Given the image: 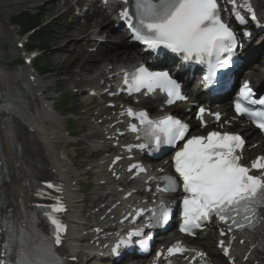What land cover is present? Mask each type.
<instances>
[{"label":"snow or ice","instance_id":"6c2138e0","mask_svg":"<svg viewBox=\"0 0 264 264\" xmlns=\"http://www.w3.org/2000/svg\"><path fill=\"white\" fill-rule=\"evenodd\" d=\"M227 2L233 5L236 19L243 23L244 17L236 7L238 0ZM124 3H128V0H124ZM240 6L246 9L252 20L256 19L248 0H240ZM134 7L141 25L134 33V38L148 49H167L172 53L182 54L185 61L207 63L209 70L204 78L206 82L212 81L217 68H225L232 63L239 45L234 32L221 19L217 0H134ZM121 15L125 19H131L127 9L123 10ZM125 83L129 84L130 94L141 89H147L148 92L159 89L167 94L169 105L187 99L182 94L180 85L167 71L154 72L140 66L132 79H126ZM252 97V89L249 83L245 82L239 90L235 111L246 115L258 129L264 131V99ZM245 102L249 105H259L260 108L246 107ZM204 113L205 109L200 108L197 118L201 121V126H205ZM128 115L138 118L140 124L145 126L144 138L147 143L139 145L141 149L149 144L157 149L162 145L175 147L180 141H184L173 157L174 170L182 181L185 193L181 232L193 234V229L201 228L202 221L210 220L213 215L228 224L229 229L254 227L258 219V209L264 207V157L254 160L251 168L242 165L240 161L245 141L240 135L213 131L207 136H192L185 140L189 127L179 119L165 116L153 121L147 118L146 113L137 114L131 110ZM214 115L219 121V113ZM131 131L137 132L138 129L133 125ZM128 150L131 151V146ZM132 168L144 171L139 165H132ZM253 170L261 174L253 175ZM46 187L54 188V185L47 184ZM176 187L177 181L166 177V186L161 190L175 191ZM63 211V206L57 202L51 206L50 212L45 213L53 226L52 243L55 245H60L65 226L54 214ZM169 219L170 211L166 206L162 207L156 216L157 225H166ZM130 235L139 236L141 233ZM17 240L20 256L12 261V264H62L47 243L36 244L31 254L26 252L27 238L23 230L20 231L19 237H13L5 243V254ZM221 246L223 247V241ZM118 248L119 246L114 248L113 252H118ZM183 251L185 250L177 244L168 249V254ZM225 254H228L227 248ZM156 255L159 257L161 253ZM0 264L7 262L0 259Z\"/></svg>","mask_w":264,"mask_h":264},{"label":"bare ground","instance_id":"6f19581e","mask_svg":"<svg viewBox=\"0 0 264 264\" xmlns=\"http://www.w3.org/2000/svg\"><path fill=\"white\" fill-rule=\"evenodd\" d=\"M21 2L15 1L5 6L1 5L0 9L2 7L10 8L21 4ZM31 2H34V0H29V3ZM248 3L260 15L264 16V0H248ZM2 12L8 13L7 10H0V13ZM242 14L245 15L244 12ZM90 20H93V22L89 23ZM84 21L83 29L87 28V31L92 30L90 34L92 37H86V39H102L107 32L114 34L113 37L108 35L107 42H110V39L115 41V44L106 49H102L105 44H100L97 48V53L100 55L99 58L104 57L106 59L104 62L106 63L103 62L101 65L90 66L96 76L89 81H96V83L100 84L107 76L125 71L127 66H135L140 62L148 61V58L142 56L139 50H130L125 36L113 31L112 26L115 25L114 19L108 16L102 9L88 14L85 16ZM101 27L108 29V31H104V33L98 36L100 32L99 28ZM2 35L3 31L0 28V37ZM121 48H125L126 52L119 51ZM112 59L115 61L114 63H110ZM246 65L247 68L241 74L242 78L254 83L264 82V77L259 73L264 68V55L258 47L252 49V54L246 61ZM9 74L6 68L0 67V143L10 175L9 181L4 184L9 205L16 216L31 213L36 208L35 185L37 181H52L60 184L64 189L63 195L69 207L66 220L70 225L68 237L61 248V252L63 256L71 260L72 264H84L80 260V257L83 256L87 259L94 254V250L85 245L82 234L84 232L89 234L94 231V228H98L100 233L96 237H100L101 239L111 231L116 230V214L113 211L106 216L105 213L111 210L115 204L118 205L119 203H122L120 209L126 211L141 207L142 200L138 196L141 195L146 183L141 180L132 187L127 188L125 192H122L123 189L121 187L123 185H115L107 176L108 167L113 161L107 155V149L113 148L112 145L115 141H108L106 138L115 135V129H111V124L116 121L121 123V120L118 119L111 120L109 125L105 123L112 116V110L109 113L104 111L100 115L97 114L95 116L92 114L87 116L88 126H92L95 129L87 139V146L92 156L98 153H101V155L95 163L89 165V170L86 169L84 172H78L73 169L74 165L71 164L63 148H58L61 144H66L67 142V137L62 128L63 118L54 117L53 113L49 110L50 107L44 102V87L35 81H38L39 78L32 72L31 68L27 69L25 73L28 79L27 88L35 101L36 108L35 113H33L29 110L25 100L21 98L19 89L15 85L18 76ZM189 94L194 102H201L202 97H196L192 92H189ZM161 104L159 100H153L150 106L159 109ZM188 108H190V104L176 105L165 113L178 115L179 112L185 111ZM103 110L104 108H101V112ZM212 110L222 111L227 118L226 120H228L231 113L227 110L225 103L218 109L212 108ZM165 113H160L157 116H162ZM190 121L194 127L198 126V123L193 118ZM241 132L251 138L246 146V152L252 158L258 155L264 156V146H260L257 149L253 148L255 142L261 141L260 136L256 134L255 130L247 127ZM100 135L105 137L104 141L98 140V136ZM131 139H134V137ZM114 150L116 155L120 153L119 148ZM8 158L10 160H7ZM157 167H162V165H158ZM164 169H167V167H164ZM89 175H96L94 183L97 185L95 196H98L95 201L99 204L97 212H91L94 209L87 210L84 195L78 186ZM155 192H158L157 188ZM131 193V199L124 201V195ZM152 193L154 194V191ZM155 198L157 199L156 196ZM87 213H89V218H92L94 222L99 221L96 226L86 227L89 224L85 216ZM102 218L104 219L101 220ZM22 226L24 229H27L28 224L24 223ZM241 240L244 241L243 244H240ZM211 254L216 255L215 251H211ZM232 254L236 258L241 255V260L245 254H250L252 264H264V222L253 233H245L240 236L232 245ZM151 261L152 259L147 262ZM101 263L107 264L106 261ZM198 264L210 263L204 260L199 261Z\"/></svg>","mask_w":264,"mask_h":264},{"label":"rangeland","instance_id":"374dc122","mask_svg":"<svg viewBox=\"0 0 264 264\" xmlns=\"http://www.w3.org/2000/svg\"><path fill=\"white\" fill-rule=\"evenodd\" d=\"M17 1H22L21 4L29 3V0H17ZM11 2L14 3L15 1L0 0V6L1 5L5 6L6 4L8 5ZM14 8L15 7H13L10 12H9V10H10L9 7L8 8L2 7L0 9V10H7L8 11V13H4V12L0 13V28L3 31V35L1 36L3 38L0 39V66L2 68H6L9 71H14V72L19 71L21 69L19 67V65L17 64L16 60L22 52H16L14 54L12 53L13 51H15L14 43L12 42V40H14V39H16L17 41L19 40L17 35H18V32L21 30V27L14 26V25L12 26L11 23L8 22L7 20L5 21V24L3 22L4 19H7L6 17L9 18L10 13L12 16L16 13L24 12L26 10V12H28V14H30L34 18H36V21H39L40 25L45 26V24L50 23V25L48 27L44 28V29H46V31L43 32V33H45L44 44L46 45V52H45L44 56L42 57V60L48 61V66L50 68H53L52 74H54V75H53V77H51L50 80L47 81L46 86H50V83L52 81L58 80V79H56L55 74L60 73V72H62L64 75L63 79H67V80L70 79V81L65 82V83H61L57 89V92H54L55 95H53L52 91H50L48 93V95L53 96V97L54 96L55 97L60 96L62 98L61 101L66 99L65 101L68 104H70L74 110H79L85 104L86 99L84 100V102H79L75 99V97L72 96L73 93H71V91L73 90V87L77 88V86H75L73 84V82L78 81L81 78L91 77V73L88 72L87 70H84V69H88L89 71L94 72V70H91L90 66H96L101 60L106 61V59L104 57L99 58L100 55H98V54L97 55L96 54L88 55L86 53H80L78 56H76L75 50L73 52H70L73 49H77V47L82 48L84 46V44H87L86 46H87V53H88L92 49V47L88 43L83 42V41L88 40V39H86V37H92L90 35L92 30L87 31L88 30L87 28L83 29V24H80V22L76 25L74 23H68L67 24V22H65V21L60 22V23H57V22L53 23V21L60 15L59 14L60 11L53 12L45 18L44 17L40 18L39 12L37 10L31 9L29 6H22L16 10H14ZM42 16H43V14H42ZM62 16L63 15L59 16L57 18V20L59 21ZM91 22H93V20L92 21L90 20L89 23H91ZM63 25H66V27L64 28ZM103 28L104 27L99 28L100 32H99L98 36H100L102 33H104V31L105 32L108 31V29H106V28L103 29ZM6 29L7 30L13 29L14 30L12 32L13 34H11ZM15 32L17 33V35L14 34ZM85 33L86 34L89 33V35L85 36L84 38L79 37V36H81V34H85ZM108 35H110V37L114 36V35L111 36L110 33H107V37H109ZM75 37H76V40L69 42L70 45H68L67 41L75 39ZM107 37H106V44L102 47V49H106L109 46H112L113 44H115V41L113 39H110V41H113L114 43L109 45L107 42ZM82 38L84 39L83 41H82ZM92 40L93 39H91L90 41H92ZM55 50L57 51V53H54ZM133 50H136V49H133ZM119 51L126 52V49L121 48ZM81 58H86V62L80 68V65H81L80 62L78 64H76L75 60H78ZM103 61H102V63H103ZM121 61H124V60H121ZM91 62H93V63H91ZM110 62L114 63L115 61L112 59V60H110ZM81 63H83V62H81ZM101 64H99V65H101ZM79 69H81L80 71L84 70V72H82L80 75L76 76L74 78V80H72L70 74L77 72ZM59 79H62V78H59ZM78 98H81V97L78 96ZM81 103H83V104H81ZM77 105H80V107L77 108ZM60 107H61V103L58 104V108H60ZM60 110H62V108H60ZM63 110H65V108ZM88 115H92V114H88ZM87 116L85 117V119L87 118ZM82 122H79L78 124H76V126L78 127L77 129H81V128L83 129ZM98 137L100 138V136H98ZM80 140H83V139L80 138ZM65 145L66 144H61L60 147H58V148H63V150L66 152V150L64 148ZM85 148H86V146L84 144H81L78 148L80 151L84 152V157H81L80 161L86 160V156L88 155L87 150H84ZM69 152L71 153V155L74 156L73 149H70ZM95 156H92V153H91V157L94 158ZM91 161H94V159H92ZM93 176H94V180H95L96 175H93ZM92 180H93V178L91 179V181ZM96 192H97V185H96V188L94 190H93V188H89V189H85V191H84L85 197L88 199V202H86L87 199L85 198V207L87 208L88 211L90 208L86 205V203L92 204L91 194L94 197V200L97 199L98 196H95Z\"/></svg>","mask_w":264,"mask_h":264},{"label":"trees","instance_id":"16d2710c","mask_svg":"<svg viewBox=\"0 0 264 264\" xmlns=\"http://www.w3.org/2000/svg\"><path fill=\"white\" fill-rule=\"evenodd\" d=\"M37 23H28V25H27V29H29V28H31L32 26H34V25H36ZM40 39H41V37H39Z\"/></svg>","mask_w":264,"mask_h":264}]
</instances>
